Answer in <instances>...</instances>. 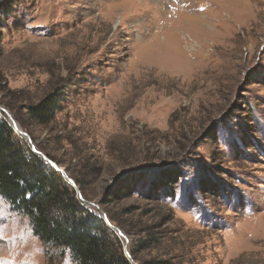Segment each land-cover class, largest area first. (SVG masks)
<instances>
[{
	"label": "rangeland",
	"instance_id": "374dc122",
	"mask_svg": "<svg viewBox=\"0 0 264 264\" xmlns=\"http://www.w3.org/2000/svg\"><path fill=\"white\" fill-rule=\"evenodd\" d=\"M0 105L134 264H264V0H0ZM0 264L76 263L0 194Z\"/></svg>",
	"mask_w": 264,
	"mask_h": 264
},
{
	"label": "trees",
	"instance_id": "16d2710c",
	"mask_svg": "<svg viewBox=\"0 0 264 264\" xmlns=\"http://www.w3.org/2000/svg\"><path fill=\"white\" fill-rule=\"evenodd\" d=\"M58 97L55 92L30 105L29 115L38 124L49 123ZM0 194L30 218L46 248L68 251L76 264H131L121 236L102 217L83 207L76 189L33 152L1 115ZM143 264L174 263L155 259Z\"/></svg>",
	"mask_w": 264,
	"mask_h": 264
},
{
	"label": "water",
	"instance_id": "95a60500",
	"mask_svg": "<svg viewBox=\"0 0 264 264\" xmlns=\"http://www.w3.org/2000/svg\"><path fill=\"white\" fill-rule=\"evenodd\" d=\"M0 110H3V107H2L1 105H0ZM7 114H8V113H7ZM8 115L10 116V123H9V124L12 126V128H13V129H14V130H15L20 136H22V138H24V139H26L27 141L30 142V143H29V142H28V143L30 144V146H31V148H32V150H33V152H35L36 154L40 155V156L42 157V159H43L45 162L49 163L52 167H54L56 170H58V171L64 176V178L66 179V181L69 182V184L72 185V186L76 189V191H77L78 194H80V190H79V188L77 187V185H76V183L74 182V180H73L72 178L69 177V175H68V173L66 172V170H65L63 167L59 166L56 162H54L53 160H51L50 158H48L47 156L41 154V153L38 151V149H37V147L35 146V144H34V143L32 142V140L30 139L28 133H26V132L21 128L20 124H19L15 119H13L12 116H11L10 114H8ZM105 221H106V223L108 224V226H110L113 230H115V231L117 232V229H118V228H117L114 224H112V223H111L110 221H108V220H105ZM118 232H119V234H121L122 236H125V235L123 234L122 231L118 230ZM124 248H125L124 251H125V254H126L127 258L132 262V264H134L135 261H134V259L132 258V256L130 255V253L128 252L127 247L125 246Z\"/></svg>",
	"mask_w": 264,
	"mask_h": 264
},
{
	"label": "bare ground",
	"instance_id": "6f19581e",
	"mask_svg": "<svg viewBox=\"0 0 264 264\" xmlns=\"http://www.w3.org/2000/svg\"><path fill=\"white\" fill-rule=\"evenodd\" d=\"M189 45H190V43H189Z\"/></svg>",
	"mask_w": 264,
	"mask_h": 264
}]
</instances>
